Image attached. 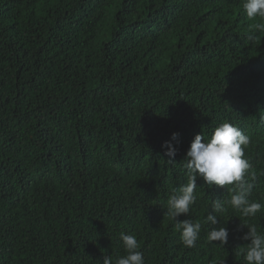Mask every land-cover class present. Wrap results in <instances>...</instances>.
Here are the masks:
<instances>
[{
	"label": "trees",
	"instance_id": "16d2710c",
	"mask_svg": "<svg viewBox=\"0 0 264 264\" xmlns=\"http://www.w3.org/2000/svg\"><path fill=\"white\" fill-rule=\"evenodd\" d=\"M259 22L238 0H0V264H103L127 254L121 232L136 236L145 264H245L243 224L264 234V209L226 207L216 225L203 222L233 185L197 178L196 203L178 217L202 223L192 248L166 207L187 182L195 135L225 121L250 137L249 198L264 204ZM79 220L91 235L71 230ZM220 226L227 243L208 242ZM30 229L42 243L15 246Z\"/></svg>",
	"mask_w": 264,
	"mask_h": 264
},
{
	"label": "clouds",
	"instance_id": "9594fccd",
	"mask_svg": "<svg viewBox=\"0 0 264 264\" xmlns=\"http://www.w3.org/2000/svg\"><path fill=\"white\" fill-rule=\"evenodd\" d=\"M243 2V10L250 20L260 18L264 21V0H238ZM250 32H264V22L250 25ZM249 40H254V35L248 36ZM179 133H173L172 139L164 142V149L169 161H174L179 151ZM175 141V143H173ZM250 144V137L240 128L231 122H222L215 127L210 138H206L203 133H197L192 140L189 149L184 158V168L186 169L187 182L177 191L172 190L167 201V212L172 221L174 229L180 233V240L184 247L192 248L200 237L202 223L191 219L179 220L181 214L188 215L192 205L196 203L197 196V178H201L205 184L212 186L225 187L233 185L234 189H229L232 194L226 201L216 200L212 206L215 214L209 212L204 219V223L216 225L218 223L217 212L225 211L230 207L239 212L243 217H255L262 209L264 204L251 200L250 194L252 185L246 182L251 167L249 160L245 156V149ZM82 200L88 202L91 190L80 191ZM71 230L83 231L88 230L92 233L89 223L79 220L68 223ZM247 226L248 231L242 239L250 241L247 247L243 249V260L245 264H264V234L258 232L257 227L251 224ZM228 229L225 226L219 228L212 227L207 233V240L210 243H221L225 245L228 241ZM15 243L17 247L23 249H33L43 241L42 232L29 230L27 234H16ZM126 251L125 256H117L113 261L110 257H105L103 264H145L143 252L140 251V243L135 235L120 233Z\"/></svg>",
	"mask_w": 264,
	"mask_h": 264
}]
</instances>
